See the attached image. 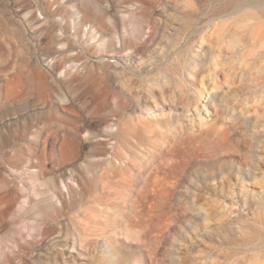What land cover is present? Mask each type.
<instances>
[{"label": "rangeland", "instance_id": "374dc122", "mask_svg": "<svg viewBox=\"0 0 264 264\" xmlns=\"http://www.w3.org/2000/svg\"><path fill=\"white\" fill-rule=\"evenodd\" d=\"M86 1L0 0V182L8 181L15 196L9 213L2 214L0 201V264H264L262 28L246 30L244 40L223 38L225 51L217 58L225 68L213 64L221 22L244 24L242 14L254 9H236L238 0H189L199 11L197 30L171 36L172 24H178L171 17L175 0H153L148 16L141 15V0H95L97 9ZM258 14L261 24L264 11ZM160 17L165 36L139 58L138 46ZM31 19L39 21L35 31ZM100 22L109 28L100 29ZM131 23L140 24L139 32ZM55 36H65L72 48L56 43ZM129 37L139 45L124 47ZM201 44L206 53L198 56ZM117 59L125 76L106 79V101L85 89L77 96L83 74L92 82L101 71L96 66L106 65L109 74ZM150 77L162 81L149 87ZM212 89L219 104L205 112L199 94ZM162 91L181 103L188 100L191 112L197 105L200 114L185 117L183 128L165 126L160 133L154 109ZM94 144L110 152L91 155ZM52 149L58 163L73 158L83 166L106 158L114 167L126 166L125 178L85 181L74 166L53 162ZM83 186L90 192L80 193ZM44 197L61 211L63 238L53 231L42 238L40 215L17 219L30 198L46 203ZM28 240L37 243L31 247Z\"/></svg>", "mask_w": 264, "mask_h": 264}, {"label": "bare ground", "instance_id": "6f19581e", "mask_svg": "<svg viewBox=\"0 0 264 264\" xmlns=\"http://www.w3.org/2000/svg\"><path fill=\"white\" fill-rule=\"evenodd\" d=\"M159 1V4L162 5L164 3L163 0H157ZM176 3H175V11L173 12L172 14V19L173 20H176L178 22V24H172V27H171V30H170V35L172 36V34H175L176 31L180 32V31H191L192 34H194V32L197 30L195 27H194V22L195 20L197 19L198 17V14H199V11H197V7H195V5H193V3H191L189 0L186 1V0H175ZM121 2H123L121 0ZM121 2L119 4V6L121 5ZM152 2L153 0H141V4H140V12H141V15H145L148 8L150 6H152ZM174 2V1H173ZM85 3V2H84ZM87 5H90V7L94 8V9H97L98 7V2L95 1V0H90V1H86ZM81 4V3H80ZM113 4V2H112ZM111 4V5H112ZM117 4V3H116ZM123 4V3H122ZM83 5V4H82ZM236 6V9L240 10V9H243V7H251L253 8L254 10L253 11H247L245 12V15L244 13L242 14V18H241V22L243 21H246L244 24H240V21L238 22L237 20H235V24H233V26H230V27H224V23L223 21L221 22V32L220 34L218 35L217 37V41H216V47H217V55H215V59L213 60V64L214 66L216 67H219V68H225V65L226 63H222L221 61L218 60V56H221V54L225 51V47L223 45V38H233V37H236L238 40H244L245 38V35H244V32L248 29H254V28H262V31H261V34L260 35V38L261 39H264V18L262 19L263 23L261 24H258L259 21H261L260 19V15L258 14L259 12L261 11H264V0H238L235 4ZM81 6V5H80ZM79 6V7H80ZM115 6V2L114 4L112 5V7L114 8ZM118 6V7H119ZM173 6V5H171ZM166 7V6H165ZM121 8V7H120ZM116 10V8H115ZM171 12V11H170ZM128 14V13H127ZM147 15V14H146ZM24 16V15H23ZM99 19L101 20L103 18L102 15H99ZM148 16V15H147ZM162 17V16H161ZM157 18L156 20H153V30H151V33L149 34V37H148V40L143 42L141 44V46H138L141 48L142 51H138V52H142V54L140 55L139 58H142L143 55H144V52L147 51L148 47L151 46V45H154L157 40L159 41V39L161 38V36H165V34H163L162 32V27H163V23H166L164 22V18ZM169 17V16H168ZM132 18V17H131ZM130 21V19H128ZM135 21V20H134ZM30 22V28L34 30V27L39 23V21L37 19H31L29 20ZM126 22V21H125ZM138 22V21H137ZM172 22V21H171ZM101 24V27L100 29H107L109 28L106 24H104L103 22H100ZM170 23V22H169ZM119 20L118 19H114V28L115 29H119ZM127 24V23H126ZM132 24V23H131ZM134 26V30H139L141 29L140 28V24H132ZM169 25V24H168ZM124 27V25H123ZM127 27V26H125ZM170 27V26H169ZM79 26L76 27L77 30H79ZM195 28V29H194ZM35 31V30H34ZM37 32V31H36ZM190 32V34H191ZM181 33V32H180ZM177 34V33H176ZM183 34V33H182ZM38 35V33H37ZM169 35V34H168ZM166 35V36H168ZM136 36V35H135ZM163 36V37H164ZM182 36V35H181ZM138 37V36H137ZM135 38V37H134ZM132 39L131 37L127 38L126 42H124V47L126 45H128V47H133L135 44H137V41L136 39ZM174 38V37H173ZM176 39V38H175ZM179 39V38H178ZM55 40H56V43H60V44H67V47L68 48H72V43L69 42V41H66V38L65 36H55ZM167 41V40H166ZM178 41V40H177ZM188 42V40H187ZM189 43V42H188ZM108 45L110 46H113V42L112 41H109L108 42ZM139 45V44H137ZM158 45V43L156 44ZM174 45H175V42H174ZM188 45V44H187ZM189 45H191L189 43ZM189 45L187 47H189ZM168 46V45H167ZM186 46V45H185ZM136 47V46H135ZM185 47V50H187ZM127 48H123V50H126ZM206 49V48H205ZM129 50V49H128ZM184 50V49H183ZM184 50V51H185ZM191 50V49H190ZM203 44L200 45V49H199V53L197 54L198 56L200 54L202 55H205V51L203 52ZM119 51V50H118ZM121 51V50H120ZM188 51V50H187ZM186 51V52H187ZM198 51V50H197ZM56 52H64V50H58ZM146 53V52H145ZM148 53V52H147ZM185 53V52H184ZM195 53V52H194ZM193 53V54H194ZM186 54V53H185ZM209 54V53H208ZM116 55V54H115ZM78 56V55H77ZM168 56V55H167ZM69 57V56H68ZM84 57V56H83ZM145 57V56H144ZM153 57V56H152ZM163 57V56H162ZM74 59H78L79 57H72ZM165 58V57H164ZM206 58V56L204 57ZM68 59H71V58H68ZM122 59V58H121ZM131 59V57H130ZM166 59V58H165ZM231 59V58H230ZM152 60V61H151ZM181 60V59H180ZM193 60H197V59H193ZM150 61L152 62V64L154 65L155 63H157V59L156 58H152L150 59ZM231 60H229V67L234 69L235 66L233 65V63L231 62ZM163 62V61H161ZM159 62V63H161ZM118 59L115 60V62H113L111 65H109V74L108 72L104 71V68L106 65H99V66H96L97 68H100L101 71H98L96 74L94 73L93 74V81L90 82L89 81V73H85L81 76V81H83L84 83V87L83 88H79V90H77V96H82L84 94V89L87 90L85 92L87 93H92L93 95L95 94V96H102L105 92V95L107 96V91H103L104 88L106 90V87H104V84H105V81L107 78L111 77L112 75L113 76H117V74L121 73L122 75L124 73V70H122L120 67H118ZM162 64V63H161ZM185 64V63H184ZM151 66V65H150ZM159 66V65H158ZM169 67V66H168ZM182 67V66H181ZM156 68V67H154ZM177 68V67H176ZM159 69V68H158ZM167 69V68H166ZM184 69V68H183ZM164 70V69H163ZM169 70V69H167ZM174 71V70H173ZM146 72V71H145ZM167 72V71H166ZM142 73V72H141ZM178 73V72H177ZM182 73V70L181 72ZM119 74V75H121ZM126 74V73H125ZM143 74V73H142ZM141 74V75H142ZM172 74V73H171ZM233 74V72H232ZM159 75V74H158ZM157 75V76H158ZM184 76H188L189 77V72L188 71H184L183 73ZM112 76V78H113ZM125 76V75H123ZM162 78H167V76L165 74H161ZM119 77V76H118ZM146 77V76H145ZM173 77V76H172ZM178 77V76H177ZM177 77H174V80H177L175 78ZM111 78V79H112ZM162 78H155V77H150L149 79L145 80V81H149L147 84L149 86V84H151V82L154 80L155 82L157 83H160V81H162L161 79ZM116 79V78H115ZM163 79V81H165ZM191 79V78H190ZM172 80V78H171ZM179 80V79H178ZM108 81V79H107ZM80 82V81H79ZM169 83V80L167 81ZM163 83V82H162ZM188 83V82H187ZM191 83V82H189ZM155 85V84H154ZM164 85V84H163ZM171 85V84H170ZM189 86V85H188ZM150 87V86H149ZM154 89V88H153ZM164 89H165V86H164ZM103 92V93H102ZM198 93V92H197ZM171 94V93H170ZM173 94V93H172ZM183 94V93H182ZM129 95V94H128ZM127 95V96H128ZM179 95V94H177ZM85 96V95H84ZM104 96V95H103ZM102 96V97H103ZM131 96V95H130ZM128 96L129 98H132ZM167 94H165L164 91H162L161 93L158 94V97H157V105H156V109L158 111V114H156V118L154 119L155 122L159 125V127L162 129H160V133H165V132H162L166 126V129H170L171 127H173L172 125H175V124H181L183 121V119L185 117H194V116H197L200 114V110L197 105L194 106L193 108V111L191 112L189 109V104L187 103L186 101H183L182 103L180 102L181 100L177 99V100H173L172 97L171 98H167ZM105 97V96H104ZM103 97V98H104ZM183 97V96H182ZM199 97L202 99L203 101V108L202 110H204L205 112L208 111V105H218V94L216 92V90L212 89L211 91H207V95H204L202 96L201 94H199ZM128 98V99H129ZM189 98V97H188ZM73 99V98H72ZM99 99V98H97ZM101 99V97H100ZM105 99V98H104ZM182 99V98H181ZM185 99V98H184ZM221 99V98H220ZM224 99V98H223ZM106 101V99L104 100ZM180 102V103H178ZM102 103V102H101ZM104 103V102H103ZM121 103V102H120ZM106 104V103H105ZM119 104V103H118ZM136 103H134L133 101V98L132 99H129V106L130 107H133L135 106ZM137 106V105H136ZM135 108V107H133ZM167 110V111H166ZM73 112V115L75 116H80V111L79 110H72ZM189 120V119H188ZM157 125V126H158ZM55 125L53 124H50V133L51 134H54L56 132V129H55ZM168 127V128H167ZM181 127H185L184 124H181ZM69 131H67L66 129L64 130L63 132V137L65 136V138L67 137V133ZM257 135V134H256ZM114 140V139H113ZM71 150V149H70ZM69 150V151H70ZM253 150V149H252ZM255 150V149H254ZM110 150L109 149H105V148H102L98 145H93L91 150H90V153L91 155H105L107 153H109ZM120 152V151H119ZM251 152V151H250ZM253 152V151H252ZM82 154V153H81ZM253 154V153H252ZM70 156V155H69ZM249 153H248V158H249ZM254 156V155H253ZM51 159L53 162H57L58 163V160H57V156H56V151L55 149H52L51 151ZM257 158V157H256ZM73 159V158H72ZM72 159H67V158H63L61 161H59L58 164L60 165H72L74 166V168H76V170L79 172V174H81V179H84L85 181H88V180H96V179H103V178H106V179H111L113 177H117L118 179H124L125 178V173H126V166H118V167H114V165L111 163L110 160L106 159V158H103L101 160H85V163L84 165H74L73 162L71 161ZM250 159V158H249ZM248 159V160H249ZM251 161L252 163H254V159L255 157H251ZM257 160V159H256ZM250 162V161H249ZM253 165H248L246 167V172L248 175H250L252 173V168ZM85 170H88V171H93V174L92 176H90L89 178H87L85 175H83V172H85ZM1 183V182H0ZM11 186L9 185L8 181H2V183L0 184V201L3 202V208H2V214H6L8 212V210L10 209V207H12L11 205H13V201H14V195H13V191L10 189ZM90 188H86V187H81L80 189V193L82 194H87L89 191ZM71 191H75L73 189H71ZM39 194V193H37ZM42 194V193H40ZM50 197H44L43 200L46 202V203H41V201H34L32 200L31 198L28 200L27 203H29V207L27 209H25L22 213L19 214L18 218H22V220L24 219H31L33 218L34 216L36 215H40L41 219L43 220L42 223H44V226L42 228V231L41 234H42V238L45 236V234H48L49 232L53 231L55 232L57 235L56 236H59V238H63L67 235V232L65 231V229L63 228V226L61 225L60 223V219L59 216L61 214V211L58 209V207L56 206L55 203H52L50 200H49ZM65 204H67V202L63 201L62 202V205L65 206ZM62 206V207H63ZM10 212V211H9ZM8 212V213H9ZM1 213V212H0ZM4 218V217H3ZM12 222V221H11ZM13 223V222H12ZM27 226H28V223H26ZM24 226V225H22ZM26 226V227H27ZM29 227V226H28ZM31 227V226H30ZM33 228V226H32ZM72 237V242H73V246H75V240L73 239L74 237ZM57 239V240H58ZM29 243H31V247L34 246L35 243H37V241H29ZM34 243V244H33ZM26 244V243H25ZM28 244V243H27ZM19 245V248H23V246L25 245ZM21 246V247H20ZM36 246V245H35ZM27 247V246H26ZM25 248V247H24ZM34 248V247H33ZM35 249V248H34ZM29 251H31V249H29ZM17 254V253H16ZM20 258H23V257H20ZM11 259V257L9 255L6 256V260L9 261ZM23 260V259H21Z\"/></svg>", "mask_w": 264, "mask_h": 264}]
</instances>
